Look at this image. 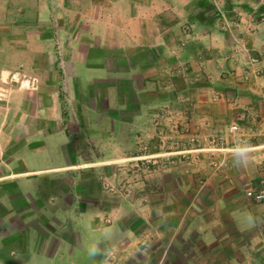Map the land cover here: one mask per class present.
I'll return each instance as SVG.
<instances>
[{
    "label": "crops",
    "instance_id": "0c3cea01",
    "mask_svg": "<svg viewBox=\"0 0 264 264\" xmlns=\"http://www.w3.org/2000/svg\"><path fill=\"white\" fill-rule=\"evenodd\" d=\"M192 1L180 0L173 11L178 22L195 29L193 36L182 29L178 44L175 28L157 23L158 13L142 15L140 0H0V264H55L63 255L71 262L91 248L96 255L87 257L108 264L98 244H88V237L100 236L92 228L95 219L78 214L58 192L88 174V127L93 111L102 110L88 104V94L131 71L124 69L126 54L133 68L148 62L143 69L149 73L159 58L157 48L165 56L176 46L180 56L166 57L168 63L175 58L200 64L208 79L228 74L231 83L228 71L238 64L229 54L235 38L245 44L246 58L264 68V18L258 23L255 11L241 14V23L228 33L216 20L194 18L199 15L185 8ZM193 47L206 65L189 56ZM227 55L226 68L222 57ZM56 63L65 66L62 77ZM13 76L28 80L32 89L17 87ZM253 85L196 92L205 97L194 106L202 119L197 124L208 126L211 139L199 132L204 141L194 154L163 173L164 211L153 216L151 205L147 223L155 264H264V202L245 195L264 178V81ZM62 90L68 104L61 103ZM206 97L222 99L209 103ZM246 144L251 151L245 162H237L234 149ZM47 190L57 192L61 210H47L42 201Z\"/></svg>",
    "mask_w": 264,
    "mask_h": 264
},
{
    "label": "rangeland",
    "instance_id": "374dc122",
    "mask_svg": "<svg viewBox=\"0 0 264 264\" xmlns=\"http://www.w3.org/2000/svg\"><path fill=\"white\" fill-rule=\"evenodd\" d=\"M179 1L139 2L142 15L147 16L150 11L158 13L155 16L157 23H162L164 28H175L173 33L178 44L184 36L181 34L182 29L192 36L195 34V29L190 28L188 23L183 25L177 21L173 11L178 7ZM185 8L190 9L191 15L194 12L196 15L204 13L207 21L202 20V23L216 20L219 28L228 33L229 29L240 22L241 14L255 11L258 23L264 18L260 16L264 13V0H196ZM54 18L51 17V25L56 26ZM51 28L57 30L55 34L58 36V26ZM201 35L203 33L197 36ZM231 42L233 43L229 54H232L233 58L238 57L236 69L228 71L229 76L234 78L231 83L228 81V74L227 78L220 76L219 79H208L200 64H181L175 61V58L168 63L166 57L170 59L172 56H180V49L174 46L169 48L165 56L164 50L157 48L159 58L149 73L146 70L150 66L148 62L141 63L142 68L139 64L135 66L137 68H133V58L131 54H126L124 69L131 71L110 77L105 82L107 89H96L97 91L92 94L90 91L88 94V104L102 108L100 111H93L91 126L88 127V174H79L74 186L59 191L58 194L74 203L73 207L78 214L86 212L95 219L92 221V228L100 236L93 240L88 237V244L97 243L96 247L103 250L108 264L156 263L154 257H150V244L146 240L149 236L147 223L151 218V205L153 216H159L164 211L159 202L164 199L163 186L160 184L163 181V173L170 165L180 163L194 154L192 150L196 151L200 146L199 141H204L200 140L199 132H202L206 139H211L206 135L208 126L199 128L197 124V120L202 119L195 112L194 106L205 97L196 92L206 87H222L224 91L236 86L244 88L249 84L256 87L255 84L264 81V68H257L255 58H246V51L243 49L245 44H237L235 38ZM236 44L240 49L235 48ZM206 51L207 54H212V49ZM54 52L56 57L60 56V49L56 48ZM188 53L194 59H202L201 63L206 65L203 55H199L194 47ZM224 58H227L223 62L227 68L230 57L227 55L222 57ZM54 66L55 71L62 77L65 66L57 63ZM141 69L148 74H139L143 73ZM12 83L22 87L20 82ZM32 87L29 82L27 89ZM60 95L61 103L68 104V92L62 90ZM206 98L209 103L222 99ZM96 114L99 115L98 123L95 122ZM56 194L51 190L42 192V201L48 206V211L61 210L63 207ZM140 237L142 240L139 243ZM87 251L88 249L78 252L71 262H68L67 255L58 257L55 264H101L99 257H87Z\"/></svg>",
    "mask_w": 264,
    "mask_h": 264
},
{
    "label": "built area",
    "instance_id": "2783aa9c",
    "mask_svg": "<svg viewBox=\"0 0 264 264\" xmlns=\"http://www.w3.org/2000/svg\"><path fill=\"white\" fill-rule=\"evenodd\" d=\"M17 76V75H16ZM13 76V79L16 81L15 77ZM17 82H20L22 87H27L26 85L23 86L24 83H27L29 85L28 80H19L17 77ZM233 131H237V127L232 128ZM264 149V147H263ZM246 197L250 200H252L255 203H262L264 202V178L260 180L259 186L257 189L249 190L245 193Z\"/></svg>",
    "mask_w": 264,
    "mask_h": 264
},
{
    "label": "clouds",
    "instance_id": "9594fccd",
    "mask_svg": "<svg viewBox=\"0 0 264 264\" xmlns=\"http://www.w3.org/2000/svg\"><path fill=\"white\" fill-rule=\"evenodd\" d=\"M250 151L251 146L249 144H246L242 147H237L236 149H234V159L237 162H245ZM89 254L93 256L96 255V250L94 248H91Z\"/></svg>",
    "mask_w": 264,
    "mask_h": 264
},
{
    "label": "trees",
    "instance_id": "16d2710c",
    "mask_svg": "<svg viewBox=\"0 0 264 264\" xmlns=\"http://www.w3.org/2000/svg\"><path fill=\"white\" fill-rule=\"evenodd\" d=\"M209 10L207 9L206 12H208ZM198 20H206L207 16H205L204 13H201V15H199L198 17H196ZM207 21V20H206ZM210 23V22H209Z\"/></svg>",
    "mask_w": 264,
    "mask_h": 264
}]
</instances>
